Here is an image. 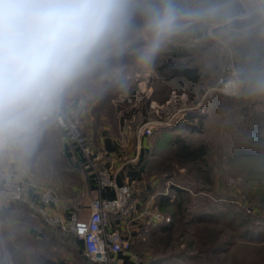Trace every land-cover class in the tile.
I'll return each instance as SVG.
<instances>
[{"label":"rangeland","instance_id":"374dc122","mask_svg":"<svg viewBox=\"0 0 264 264\" xmlns=\"http://www.w3.org/2000/svg\"><path fill=\"white\" fill-rule=\"evenodd\" d=\"M238 2L245 7L247 0ZM244 13L234 14V18L244 20ZM141 23L137 22V27ZM230 24L228 35H220L215 25H192L167 43L147 67L138 62L134 51L142 46L138 41L109 61L108 78L94 80L96 84L91 82L79 90L86 100L104 92L96 108L107 126L82 128L79 124L93 148L102 154V165L111 173L117 168L113 162L123 165L120 171L126 167L139 172L138 178L125 182L134 190L131 202L135 212L113 215L111 221H122L119 227L131 233L132 251L144 258L145 264H264V163L258 184L248 181L253 159L264 160V152L259 147L239 149L245 144L236 141L248 133L250 127L246 126L254 120L255 134L264 140V92L242 87L237 95L225 96L217 89L224 72L232 66L235 70L246 66L254 50L264 56V43L254 33L247 34L249 24L242 28ZM175 69L188 71L175 74ZM115 118H119L116 124ZM184 123L199 131L191 134L189 128L176 129ZM148 126L151 132L145 134ZM163 129L180 132L192 142L190 146H202L203 154L198 158L181 155L174 145L159 149L156 143ZM63 135L53 122L32 157L21 164L23 170H1L0 177L17 180L29 198L31 194L33 199L37 197L43 187H54L65 201L80 197V204L77 201L73 208L76 217L84 220L92 189L83 174L59 179L65 171ZM233 148L248 153L241 163ZM78 182H83L80 189L75 185ZM73 185L76 191L68 190ZM172 185L183 192H175ZM145 207L169 215L170 221L147 223L138 214ZM30 213L28 204H8L0 199V264H59L56 261L63 260L62 249L53 259L55 254L38 247L33 233L51 231V226Z\"/></svg>","mask_w":264,"mask_h":264},{"label":"clouds","instance_id":"9594fccd","mask_svg":"<svg viewBox=\"0 0 264 264\" xmlns=\"http://www.w3.org/2000/svg\"><path fill=\"white\" fill-rule=\"evenodd\" d=\"M235 0H0V160L26 163L68 99L110 75L131 45L138 62L192 25L231 31ZM247 34L264 41V0H247ZM137 21L141 26L137 27ZM235 88L264 92V56L236 69Z\"/></svg>","mask_w":264,"mask_h":264},{"label":"built area","instance_id":"2783aa9c","mask_svg":"<svg viewBox=\"0 0 264 264\" xmlns=\"http://www.w3.org/2000/svg\"><path fill=\"white\" fill-rule=\"evenodd\" d=\"M243 8L245 7L243 6ZM235 71L232 66V70L225 71L218 80L217 89L225 96L238 94L240 88H235L230 83L234 78ZM54 123L63 131L65 139L73 143L81 153L82 167L95 176L97 186L101 190L112 188L115 191V196L111 198L96 196L91 201L87 220L82 221L73 214L69 223L63 222L51 210V207L58 202V196L51 187H43L38 191L37 198L31 199L25 193L23 185L17 183V180L12 178L11 180L9 176V178L0 177V199L8 204H28L32 218L41 216L47 225L81 241L83 255L90 264H121L118 259L119 254L129 255L134 264H145L144 258L132 251L131 233H125L123 228L119 227L122 221L115 222L117 219L111 221L113 215L135 212L131 202L134 196L132 186L130 183L117 184L115 182L108 167L102 165V154L93 148L87 136L82 132L79 123L66 110L65 106L55 118ZM150 132V126L144 128L145 134ZM138 214L142 215L146 219L145 221L150 224L170 221L171 218L169 215L164 216L155 208L148 209L147 207Z\"/></svg>","mask_w":264,"mask_h":264},{"label":"crops","instance_id":"0c3cea01","mask_svg":"<svg viewBox=\"0 0 264 264\" xmlns=\"http://www.w3.org/2000/svg\"><path fill=\"white\" fill-rule=\"evenodd\" d=\"M92 83L96 84L95 81H93ZM84 93H87V92L84 91ZM103 94L104 92L100 90V94L98 95L96 99H93V95L91 94L92 97L87 95L91 97V99L86 100L81 97L83 95L81 94L80 91H78L77 93H75L73 96H71L68 99V101L65 104V108L74 118L78 120L82 128H83V125L84 127H88V128H91L92 126L96 128L98 127L99 124L101 126H107L106 125L107 122L104 120V116H102L101 113H99L96 108V106L100 107L99 101L100 102L101 100L103 101ZM101 95H102V98H101ZM113 121H115V124H116L117 122H119V118H115L113 119ZM86 132L89 133L88 131ZM61 139H62L61 157L63 161L62 166L65 168V171L63 172V178H59V179L62 180L64 179V177L71 176V174H74V175H77L78 173L83 174L84 177H87V180H88L86 182L87 186L89 185V187L92 189V199L95 198L96 196H102L106 198L114 197L115 191L112 188H104L101 190L97 186L95 176L82 167L83 157L81 153L78 151V149L74 146V144L67 141L64 135L63 137H61ZM134 159L136 160L135 161L136 163L137 160H139V157L137 156ZM113 163L115 164V166H117V168H116V171L111 174L117 184L125 183L129 179L133 180L132 178H138L139 172L136 169H128L125 167V171L124 170L120 171L123 165L119 164L118 162H113ZM22 165L17 162L8 160V159L0 160V171L4 170L6 172H9L14 168L15 170L17 169L23 170ZM129 166L130 167L134 166V164H130ZM142 167L143 166H141L140 168L138 167L137 168L139 171H142ZM116 172L117 173L119 172V173L117 174ZM121 172L122 174L126 173L128 176L121 175ZM63 181L65 182L66 180H63ZM75 185H77L78 188L80 189L81 186L83 185V182H78V184H75ZM75 185H73V187L68 190L76 191ZM53 189L56 190L54 187ZM56 193H58L57 194L58 202L51 207V210L63 222L69 223L71 217L73 216V214H75L73 205L77 206V201L78 203L80 202L79 200L80 197L77 198L75 196L76 198L73 197L71 201L70 200L65 201V196L63 194L61 193L59 194L58 191ZM30 197L33 199L32 194ZM36 198L37 197H35V199ZM90 202L88 203V206L86 209L85 219L82 221H85L88 218V215L90 213V205H89ZM50 230L51 231L41 230V231H37L33 233L34 238L37 240V242H39V245H38L39 248H42L43 250H45L46 248L47 250H49L50 254H55V255H52V257L56 256L57 252H60L62 249L63 256L61 257L63 258V260L59 259V262L56 261L59 264H90L89 260L83 255V245L81 241L74 239L72 236L68 237L69 234H64L61 231L55 230L53 227H50ZM50 256H48V258H50ZM53 259L55 258L53 257ZM118 259L120 260L121 264H134L133 260L127 254H119Z\"/></svg>","mask_w":264,"mask_h":264},{"label":"trees","instance_id":"16d2710c","mask_svg":"<svg viewBox=\"0 0 264 264\" xmlns=\"http://www.w3.org/2000/svg\"><path fill=\"white\" fill-rule=\"evenodd\" d=\"M238 1L239 0H235V4H234L235 12H234V14H237L239 12L244 11L243 7L240 6ZM231 21H232V25L234 27L242 28L245 25H248L251 20H248V19L236 20L235 18H233ZM137 22H140V21H137ZM247 41H248V39H247ZM263 43H264V41H263ZM183 52L184 51L176 52L177 53L176 55H181ZM185 71H188V70H184V71H180L179 69L174 70L175 74L180 73V72H185ZM195 112L199 113V111H195ZM193 113L194 112L190 113V116H192V118L195 117L193 115ZM255 123L256 122L254 120L253 124L251 123V125H249V126L247 125L246 127H250V130H248V133L246 135L242 134L241 138L239 137L240 139L236 140V141H239V144H241V143L245 144V146L240 147L239 149L247 148V146L251 147L252 149H254V147H259L261 149V151L264 152V140L261 137L256 136L255 130L253 129V127L255 126ZM182 128H189L190 129L189 131L191 134L195 133V131H199V130H197L198 128L195 125L191 126L188 123H184V124H181L180 126L176 127L177 130L182 129ZM172 131H174V130L168 131V129H163L160 131V137L158 139V142L156 143V146L159 149L168 150V149L172 148V146L174 145V146H176V148H178V153H181V155L192 156L193 158H198L201 154H203V153H201V150L203 149L202 146L201 147L194 146V145L190 146V143L192 144L191 141H189L188 139H186L185 137L180 135L181 134L180 132L173 134L174 132L172 133ZM239 149L233 148V150H235V152H234L235 158L237 159L238 162H240V161L242 162V160H245V158H243V157H247V155H245V154H248V153L244 152L243 150H239ZM148 155H149V153H148ZM253 160L255 163L252 166H250V169H249L250 170L249 172L251 173L250 176L253 178V179L252 178L248 179V181L250 182V185H252L254 183L258 184V182H259L258 174L261 172V167L263 166V163H264V160L259 158V157L254 158ZM171 189L174 190L175 192H177V191H179L181 193L183 192V189L178 188L177 186H174V185L171 186ZM168 197L170 198L171 195H169ZM163 203H166V202L163 201ZM163 203H161V205H163ZM203 217L204 216H197V218H199V219L203 218Z\"/></svg>","mask_w":264,"mask_h":264},{"label":"bare ground","instance_id":"6f19581e","mask_svg":"<svg viewBox=\"0 0 264 264\" xmlns=\"http://www.w3.org/2000/svg\"><path fill=\"white\" fill-rule=\"evenodd\" d=\"M252 22V21H251Z\"/></svg>","mask_w":264,"mask_h":264}]
</instances>
